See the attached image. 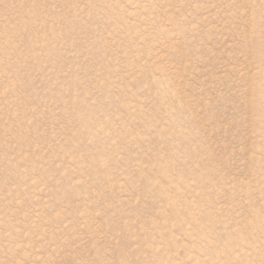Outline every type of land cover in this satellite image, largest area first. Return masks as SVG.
Returning <instances> with one entry per match:
<instances>
[{
    "label": "rangeland",
    "instance_id": "1",
    "mask_svg": "<svg viewBox=\"0 0 264 264\" xmlns=\"http://www.w3.org/2000/svg\"><path fill=\"white\" fill-rule=\"evenodd\" d=\"M0 264H264V0H0Z\"/></svg>",
    "mask_w": 264,
    "mask_h": 264
}]
</instances>
